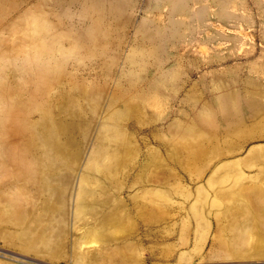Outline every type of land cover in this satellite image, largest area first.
<instances>
[{
    "label": "rangeland",
    "instance_id": "1",
    "mask_svg": "<svg viewBox=\"0 0 264 264\" xmlns=\"http://www.w3.org/2000/svg\"><path fill=\"white\" fill-rule=\"evenodd\" d=\"M251 150L264 0H0V264H239L187 239Z\"/></svg>",
    "mask_w": 264,
    "mask_h": 264
},
{
    "label": "crops",
    "instance_id": "2",
    "mask_svg": "<svg viewBox=\"0 0 264 264\" xmlns=\"http://www.w3.org/2000/svg\"><path fill=\"white\" fill-rule=\"evenodd\" d=\"M251 168H264V156L251 150ZM262 172L264 170H261ZM250 179V180H249ZM239 182L232 189L233 201L228 210L210 215L196 213L200 219L194 235L187 239L190 256L213 261L229 259L239 264H258L264 261V180ZM214 252V253H212Z\"/></svg>",
    "mask_w": 264,
    "mask_h": 264
}]
</instances>
